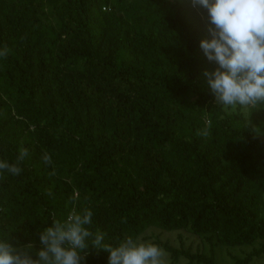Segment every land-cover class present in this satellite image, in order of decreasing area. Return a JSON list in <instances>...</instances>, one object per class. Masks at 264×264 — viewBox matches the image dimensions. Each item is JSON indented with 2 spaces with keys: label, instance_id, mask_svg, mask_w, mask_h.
<instances>
[{
  "label": "trees",
  "instance_id": "16d2710c",
  "mask_svg": "<svg viewBox=\"0 0 264 264\" xmlns=\"http://www.w3.org/2000/svg\"><path fill=\"white\" fill-rule=\"evenodd\" d=\"M206 28L190 0H0V161L20 170L0 171V239L39 249L53 219L87 210L104 245L153 238L170 264L264 255V104L215 103Z\"/></svg>",
  "mask_w": 264,
  "mask_h": 264
},
{
  "label": "clouds",
  "instance_id": "9594fccd",
  "mask_svg": "<svg viewBox=\"0 0 264 264\" xmlns=\"http://www.w3.org/2000/svg\"><path fill=\"white\" fill-rule=\"evenodd\" d=\"M206 11L208 36L199 41L215 67L203 76L215 103L225 108L264 104V0H190ZM3 55V52H0ZM203 135H207L205 128ZM26 151L21 149L17 160ZM19 174V168L0 161V171ZM90 211L70 212L39 233V249L25 250L0 239V264H81L82 250L108 252L107 264H164L163 250L127 238L116 247L104 245L103 235L91 233Z\"/></svg>",
  "mask_w": 264,
  "mask_h": 264
},
{
  "label": "rangeland",
  "instance_id": "374dc122",
  "mask_svg": "<svg viewBox=\"0 0 264 264\" xmlns=\"http://www.w3.org/2000/svg\"><path fill=\"white\" fill-rule=\"evenodd\" d=\"M179 234L182 235V241L185 244V246L191 245L193 250L196 249L198 245H203L204 241L196 236H193L187 232H163L159 230H152L147 233V236H154L158 235L160 241L162 242H168L171 245L174 246H180V239ZM154 239H150L147 241H142L139 239L137 242L139 243H145V244H151L153 243ZM258 247V242H255L251 245H242V246H220L218 248V252L216 255V262L218 264H233V257L242 258L245 253H248L249 251L253 250L254 248ZM161 249V248H160ZM164 256V264H170L169 263V256L163 251ZM178 264H184V261H180ZM250 264H264V255L259 258H254Z\"/></svg>",
  "mask_w": 264,
  "mask_h": 264
}]
</instances>
